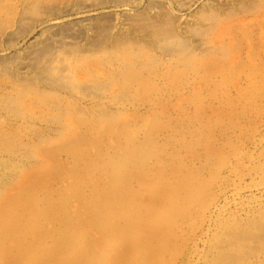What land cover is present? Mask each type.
<instances>
[{
    "label": "rangeland",
    "instance_id": "1",
    "mask_svg": "<svg viewBox=\"0 0 264 264\" xmlns=\"http://www.w3.org/2000/svg\"><path fill=\"white\" fill-rule=\"evenodd\" d=\"M127 56L130 61L139 56L140 66L157 71L150 75L155 102L135 104L132 93L124 103L116 100L119 86L102 78L108 60L118 74L128 67ZM211 63H222L229 77L209 80L204 67ZM260 63L264 0H0V133L24 129L18 177L50 162L71 165V147L64 143L68 134L59 135L61 119L55 122L36 99L48 94L72 100L81 112L117 118L118 125L137 110L148 117L158 111L161 128L154 125L152 132L168 152L153 163L173 162L172 151H181L183 180L189 163L196 174L190 181L207 183L194 201L174 204L159 198L163 186L135 184L140 213L145 211L150 222L131 238L118 232L129 227L131 212L122 210L114 220L107 214L104 225L92 228L83 224L73 201V219L60 228L63 239L72 240L79 252L75 260L83 253L85 264H264V98L255 97L254 104L238 100L258 87L257 73L250 69ZM169 69L184 73L169 79ZM18 87L25 98L19 92L17 97ZM209 126H214V144L226 146L225 160H211ZM194 128L198 130L190 135ZM202 130V145L179 148L180 136L193 142ZM53 138L63 141V151ZM47 149L55 151L48 154ZM119 170L134 180L130 168ZM0 180L8 182L0 189L7 194L21 187L20 180ZM64 190L60 195L65 198L71 193ZM107 206L112 209L111 200Z\"/></svg>",
    "mask_w": 264,
    "mask_h": 264
},
{
    "label": "bare ground",
    "instance_id": "2",
    "mask_svg": "<svg viewBox=\"0 0 264 264\" xmlns=\"http://www.w3.org/2000/svg\"><path fill=\"white\" fill-rule=\"evenodd\" d=\"M120 57L123 56L120 55ZM129 57L127 56V60H125L128 67L123 68L118 74L115 73L116 69L112 68L113 64L108 60L110 67L106 69L107 71L105 70L106 74L103 73L104 71L102 72V75H105L102 78H105L104 81L113 82L119 86L118 92L115 93L116 100L124 103V98L132 93V96L129 97L134 102L135 100L141 103L155 102V95H151L153 81L150 75L157 71L148 72L146 68L140 66L141 61H137L139 56L136 61L131 60L133 62L128 59ZM115 58L120 60L118 57ZM99 66H101L100 69L103 68L101 63ZM204 68L206 77L209 80L215 79L213 83L216 80H225L229 77L222 63H211ZM250 70L257 73L258 87L254 92L246 91L248 95L240 97L239 103L248 101L250 104H254L257 102L255 97L264 98V64L260 63ZM183 73V69H169L165 75L169 76L170 74L169 79H178ZM15 91H11L9 94L15 92L18 97L21 89ZM21 96L20 94V99L25 98L26 95L22 98ZM38 98L36 97L37 102H40L39 107L48 111L47 114L55 122L59 123L60 119L62 121V125L59 124L61 126L59 135L68 134L64 143L66 148L71 147L67 150L70 153L71 165L67 162H50L44 169H37L25 176L18 177L20 162H16V160L21 156L18 153L23 151L19 135L24 132V129L18 128L12 130L13 132L5 129L9 132L7 135L0 133V179L3 176L14 181L20 180L19 185L21 186L18 190L13 189L14 192L8 194L0 190V264H85L86 254L82 253L79 260H75V252H79L73 246L72 240L63 239L60 228L63 221L71 222L73 219L69 212L73 201L80 209L83 224L85 222L92 228L104 225L107 221L105 218L107 214H112V220H114L118 218V212L122 214V210L131 212L129 227L118 228L120 235L131 238L134 236L132 233L135 229L144 227L143 225L150 222L145 211L140 213L141 210L137 203V197L140 194L135 190V184L147 189L163 186L164 188L162 187L159 192V198L166 199L165 201L173 204L184 200L192 202L199 193L207 189V183L205 184L204 180L190 181L196 177V174L195 167L189 163L187 165L191 168L187 167L188 177L183 180L182 160L185 158L181 157V151L180 153L176 150L172 151L174 155L173 157L171 155V159L174 163L166 158L159 159L155 163L151 160L160 154L164 156L165 152H168H164V149L160 148L159 142L155 138L159 134L152 132L154 125L161 128L158 124L162 116L158 111L155 113L153 111L151 117H148L137 110L136 113H131L132 115L126 121H121L122 117L118 118L122 122L121 125H118L117 118L113 119L112 115H110L109 121L105 117L101 118L95 115L97 113L94 114L93 110L92 113L79 111L70 99L48 94L43 95L39 101ZM137 107L136 109H138ZM60 111L63 112L62 116H59ZM117 116H120L119 113ZM104 119L109 122H105ZM152 120L153 123H151ZM0 121L2 125L3 120L0 119ZM176 124L183 127L182 122ZM33 126L30 125V127ZM213 128L214 126L206 128L210 132V141L208 142L211 146L208 147V152L211 155V160H214V157H217V160H225L226 146L220 147L214 144L215 138L211 135ZM10 129H14V127L10 126ZM5 130H2L3 133ZM193 130L197 131L198 128L189 130L188 133L194 134ZM203 133H205L203 130L197 133V140L193 142L187 141V137L180 136L178 142L181 141L182 144L181 147H178L183 149L187 145H190L191 148L195 144L202 145ZM115 135L118 137L116 141L108 139ZM48 140V138H43L41 142H48ZM53 141L57 149L63 151L64 146H60L63 141L54 138ZM185 149L183 150L186 151ZM54 151V149L46 150L48 154H52ZM1 154H5L7 157L4 158ZM48 154L45 155L49 156ZM179 159L182 161L181 166ZM153 166L155 167L150 169ZM121 168H130L134 180L130 176L122 175V171L119 170ZM178 178L182 181L175 183ZM7 184L8 182L0 180V189ZM63 189H65L64 192L71 194L65 198L61 197L60 192H63ZM107 194H110L111 198H107ZM107 200H111L112 209L106 207ZM132 221L137 224L134 225ZM83 233H85L84 229ZM127 242L131 244L129 240Z\"/></svg>",
    "mask_w": 264,
    "mask_h": 264
}]
</instances>
